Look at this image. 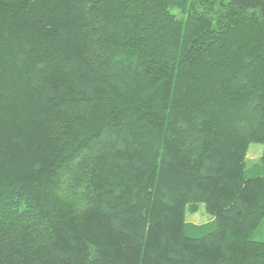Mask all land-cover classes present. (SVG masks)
<instances>
[{
    "label": "trees",
    "instance_id": "trees-1",
    "mask_svg": "<svg viewBox=\"0 0 264 264\" xmlns=\"http://www.w3.org/2000/svg\"><path fill=\"white\" fill-rule=\"evenodd\" d=\"M250 144L264 0H0V264H264Z\"/></svg>",
    "mask_w": 264,
    "mask_h": 264
},
{
    "label": "rangeland",
    "instance_id": "rangeland-1",
    "mask_svg": "<svg viewBox=\"0 0 264 264\" xmlns=\"http://www.w3.org/2000/svg\"><path fill=\"white\" fill-rule=\"evenodd\" d=\"M262 153V146L260 144H250L247 152V161L245 169V177L251 178L262 175L264 169L260 166V156ZM186 222V233L190 237H197L202 232L210 231L214 228L213 218L207 214L204 210L203 205L198 207L196 213L185 214ZM202 226V230L197 229ZM213 227V228H212ZM254 241H264V221L260 224L258 229L254 232L251 237Z\"/></svg>",
    "mask_w": 264,
    "mask_h": 264
}]
</instances>
